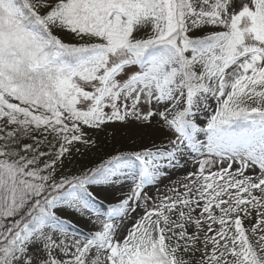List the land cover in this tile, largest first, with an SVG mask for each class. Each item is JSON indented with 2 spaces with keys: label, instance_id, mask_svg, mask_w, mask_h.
Here are the masks:
<instances>
[{
  "label": "snow or ice",
  "instance_id": "snow-or-ice-1",
  "mask_svg": "<svg viewBox=\"0 0 264 264\" xmlns=\"http://www.w3.org/2000/svg\"><path fill=\"white\" fill-rule=\"evenodd\" d=\"M153 121L64 172L85 129ZM0 264H264V0H0Z\"/></svg>",
  "mask_w": 264,
  "mask_h": 264
},
{
  "label": "rangeland",
  "instance_id": "rangeland-1",
  "mask_svg": "<svg viewBox=\"0 0 264 264\" xmlns=\"http://www.w3.org/2000/svg\"><path fill=\"white\" fill-rule=\"evenodd\" d=\"M65 39H68V37L65 36ZM201 119H204V117L201 116ZM153 126H155V121H153ZM150 128L151 127L139 126L135 123L125 124L115 122L103 130L85 129L89 136L95 139L96 145L92 150L84 152L83 155L76 154L71 164L66 163L64 172L66 174H76L82 165H87L89 167L99 165L111 154L118 152L128 153L139 150L141 146H150L153 142H159L160 134L151 139H149L148 136L146 138V129L150 130ZM24 143H31V140L25 139ZM44 150H46V147ZM235 167H237V165H233V168ZM192 168V161L191 158H189L187 166L177 171L175 177L168 179L165 184L174 186L175 181L183 179L185 173L192 170ZM246 174H252V170L249 169ZM165 186L158 185L161 194L165 192ZM131 187L132 182L130 180L124 181L123 179L121 182L113 185H100L98 186L99 198L97 203L102 204L104 209H106L109 202H115L118 198H123L129 193ZM145 190L152 195L156 194V188L149 187ZM65 218L70 222L69 232L87 234L89 230L99 227V225L85 223L78 215L68 214ZM100 219L102 220L103 217H100ZM130 222L131 221H127L126 225L130 226ZM58 258L64 259L63 256H58Z\"/></svg>",
  "mask_w": 264,
  "mask_h": 264
},
{
  "label": "bare ground",
  "instance_id": "bare-ground-1",
  "mask_svg": "<svg viewBox=\"0 0 264 264\" xmlns=\"http://www.w3.org/2000/svg\"><path fill=\"white\" fill-rule=\"evenodd\" d=\"M158 135H159V133H158V131H157V129H156V126L151 127L150 130H147V129H146V138H147V136H148V138L151 139V138H154V137H156V136H158ZM176 172H177V171L172 172L171 175H170V178L175 177ZM167 180H168V179L163 180L159 185H160V186H165V185H166L165 183H166ZM178 180H179V179H178ZM164 184H165V185H164Z\"/></svg>",
  "mask_w": 264,
  "mask_h": 264
}]
</instances>
